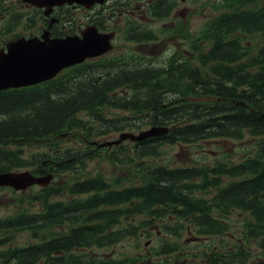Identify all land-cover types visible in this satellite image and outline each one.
Listing matches in <instances>:
<instances>
[{"label":"trees","instance_id":"trees-1","mask_svg":"<svg viewBox=\"0 0 264 264\" xmlns=\"http://www.w3.org/2000/svg\"><path fill=\"white\" fill-rule=\"evenodd\" d=\"M214 6L219 14L185 35L186 55L175 51L163 64L146 55L114 57L72 68L60 80L0 91V173L32 169L62 179L32 189L15 215L0 220V231L24 229L37 238L8 256L20 264H106L96 249L126 235L141 240L145 227L161 223L171 239L188 226L218 239L204 252L209 264H264V0ZM152 38L147 29L130 31L136 42ZM110 108L128 114L108 118L103 111ZM151 125L171 130L134 143L133 155L111 156L133 164V177L85 174L88 161L106 149L89 144L94 135ZM78 132L86 146L62 145ZM222 139L252 144L238 162L159 163L166 144ZM67 173L80 176L67 180ZM234 215L240 219L230 243L225 235ZM163 241L157 255L178 252V242Z\"/></svg>","mask_w":264,"mask_h":264},{"label":"rangeland","instance_id":"rangeland-1","mask_svg":"<svg viewBox=\"0 0 264 264\" xmlns=\"http://www.w3.org/2000/svg\"><path fill=\"white\" fill-rule=\"evenodd\" d=\"M3 1V0H1ZM204 0H195V4L190 5L191 14L189 13H181V15L175 17L177 23H182L183 27H188L189 32L197 31L201 26L205 24V22L213 15L216 14L217 10L214 8L213 3L214 0L205 1ZM202 2V3H201ZM13 3L12 0L8 2V4ZM17 6H22L20 2L15 1L14 3ZM83 16L86 12H79ZM89 14V13H88ZM185 14V15H184ZM85 19V18H84ZM88 19V18H86ZM116 19V18H115ZM83 22V21H82ZM81 22V23H82ZM113 22V20H112ZM123 22L119 19H116L115 24L113 25L116 29V34L119 35V38L114 43V49L108 54L110 56H130L135 57L136 55H148L153 58L154 64H163L167 60V57L173 54L175 51L181 52H189L188 44L179 36H172L167 30L162 31L159 39L154 42H148L143 45H138L134 41H129L124 38V27L122 26ZM150 24L153 25V22ZM85 23H83L82 27H84ZM167 25H174V23H169ZM166 27V24L159 22L156 25L155 29H159V27ZM152 27V26H151ZM123 31V32H122ZM79 33V31H77ZM3 38L0 39V47H3L5 42L2 41ZM122 114L123 112L114 110L112 113H107L109 117H117V114ZM87 120L90 117L88 115H82ZM134 121L133 119L130 120ZM130 130V129H129ZM126 130V131H129ZM125 130H114L109 134L101 135L96 140L99 141H107L111 139H116L119 137L120 133ZM133 131V130H130ZM73 137V136H72ZM72 140H65L62 142L63 146H75V141L78 143L81 140V136L73 137ZM81 144L84 142H80ZM248 139H245L243 142L238 140H201L195 142V144H182L177 143L175 145H170L165 147V156L159 160L161 164H167L171 167H183L191 164H214L218 160H222L224 158H228V161L233 160L234 162L240 161L244 156L246 150H243V147L246 148L251 145ZM124 145L127 146L125 148L122 147H111L109 150H103L101 152V156L96 160L88 161V165L84 171H86L87 176H95L97 174H102L106 178L111 181V178L114 176H118L120 178L123 177H133L135 174L133 164L127 165L125 163H120L118 161H113L110 157L114 155L117 157L122 156L121 151L128 152L125 153L124 156H128V154L133 155V145L131 141L124 142ZM132 145V146H131ZM37 150L43 148L39 143L35 145ZM32 150H36L33 148ZM195 160V161H194ZM79 175L66 174L67 180L70 177H79ZM62 180V179H61ZM61 180L56 179L53 183H59ZM128 180V179H127ZM127 182L124 179V183ZM131 184L135 183V179L132 178L128 180ZM128 184V183H127ZM37 189V188H34ZM13 188H2L0 189V217H6L17 211L20 207L19 201L26 197L27 194L31 193V189L26 191H15ZM20 210V209H19ZM240 217L237 215L232 216L230 222L233 223V227L231 228V232L225 235V241H229L232 243L234 240L233 234L236 233V224L239 222ZM161 223H158L155 226L149 227L148 232H151L152 235L146 236L142 240V247L140 255H144L149 257L147 262L160 261L161 259L153 253L154 248L161 243L162 238L159 236L161 229ZM7 237L9 240H13L14 243H22L27 240H30L31 233L24 231V229H19L18 231H11L8 233ZM191 237V238H190ZM170 239L171 242H178L179 247L181 248V254L175 255L172 257H166L167 260L173 259L178 262V264H209L208 260L204 257V252L208 249V245L212 242L219 244L218 239L198 236L195 233V237L192 234H188L186 231H182L180 237H175L171 239V235L166 237ZM194 238V239H192ZM148 240L147 245L144 247L143 244ZM136 245V240L132 237L116 244L114 247H108L105 250L96 249L100 254H109L113 251H116L118 259H124L125 256H132L137 253V249L134 246ZM185 251L184 254L182 252ZM164 262V261H163Z\"/></svg>","mask_w":264,"mask_h":264},{"label":"water","instance_id":"water-1","mask_svg":"<svg viewBox=\"0 0 264 264\" xmlns=\"http://www.w3.org/2000/svg\"><path fill=\"white\" fill-rule=\"evenodd\" d=\"M39 7L47 6L50 14L55 5L82 4L91 7L96 2L104 0H31ZM113 33L99 32L96 26L89 25L83 30L82 36L70 35L63 38L49 39V32L41 38L26 39L24 37L8 43L7 51L0 52V90L19 88L44 82L53 78L64 67L83 62L87 57L104 54L113 48L111 38ZM167 127L154 126L139 135L122 133L119 140L105 144L120 143L130 138L143 140L148 137L163 135ZM53 174L37 176L27 171L0 173V186H13L15 189H26L31 185L47 186L51 183Z\"/></svg>","mask_w":264,"mask_h":264},{"label":"flooded vegetation","instance_id":"flooded-vegetation-1","mask_svg":"<svg viewBox=\"0 0 264 264\" xmlns=\"http://www.w3.org/2000/svg\"><path fill=\"white\" fill-rule=\"evenodd\" d=\"M10 1L11 0H9V2ZM15 1L22 3V6L15 5ZM169 1H172L170 6H168ZM12 2L13 3L9 4V8L7 7L5 9V13L2 17L3 21H5V18L14 10H19L21 16L17 20V33L10 34L9 40L19 36H25L27 38L34 36L41 37V35L47 31L50 33L51 38L61 37L70 34L73 27L76 28V31H81L83 23H85L84 27L88 24L87 19H85L83 22L80 21L72 25V19H75V17L73 18L72 16V10L77 8L79 11H85L86 9L83 7H57L53 12V17L57 20L53 21L52 15H46L44 9L37 8L26 0H12ZM194 3L195 0H116L115 2L114 0H108L105 4L97 5L94 8H102L104 10L108 8L109 11H111L109 17L102 18L100 17L101 15H99L93 16L91 20L97 23L100 30L106 31V29L109 28L106 18L111 19L116 13L113 9H117V15L119 16L117 18L124 24H127L129 21H140L144 23L153 22V24L162 22L166 25L174 23V25L171 26L176 27L178 23L175 17L184 12L191 14L190 5ZM115 4L116 6H113ZM66 71L67 70L61 72L56 79L60 78ZM188 229H190V226H188ZM188 234H190V231H188ZM0 243L3 247V254L0 255V264H20L19 261H16L15 256L7 255V240H1ZM115 252H111L109 255H97L96 259H99V261L106 260V264H145L148 258L147 256L140 255V251L136 259L132 256H125L124 259H118L116 257L117 255H114ZM178 253L181 254V251ZM184 253L185 251L182 252V254ZM168 255L171 254L164 255V264H168V260L166 259V257H169ZM175 264H178V262L176 261Z\"/></svg>","mask_w":264,"mask_h":264}]
</instances>
